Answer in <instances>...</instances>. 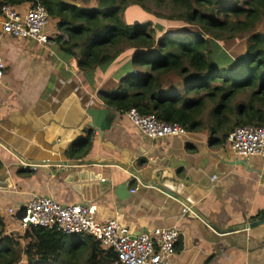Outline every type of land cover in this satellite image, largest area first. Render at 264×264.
<instances>
[{
  "label": "crops",
  "instance_id": "0c3cea01",
  "mask_svg": "<svg viewBox=\"0 0 264 264\" xmlns=\"http://www.w3.org/2000/svg\"><path fill=\"white\" fill-rule=\"evenodd\" d=\"M29 1L16 6L23 11ZM56 22L50 18L46 44L0 29V213L7 232L23 233L22 207L46 196L95 205L96 219L116 218L134 234L175 225L172 264H264V223L236 228L263 218L264 160L239 156L226 140L209 142L206 130L146 138L98 91L112 89L114 75L132 67L129 49L104 71L84 75L55 40ZM93 109H107L101 118L108 128L89 126ZM152 177H163L162 186L180 198L151 184L131 191ZM7 207L18 210L8 215Z\"/></svg>",
  "mask_w": 264,
  "mask_h": 264
},
{
  "label": "trees",
  "instance_id": "16d2710c",
  "mask_svg": "<svg viewBox=\"0 0 264 264\" xmlns=\"http://www.w3.org/2000/svg\"><path fill=\"white\" fill-rule=\"evenodd\" d=\"M26 0H0L20 4ZM57 18L55 40L84 75L129 49L131 64L107 107L153 112L221 143L240 124H264V0H32ZM235 43V45H233ZM93 75V74H92ZM80 146V145H79ZM264 217V210L258 212ZM0 213V264H112L116 255L79 233L30 226L7 232Z\"/></svg>",
  "mask_w": 264,
  "mask_h": 264
},
{
  "label": "built area",
  "instance_id": "2783aa9c",
  "mask_svg": "<svg viewBox=\"0 0 264 264\" xmlns=\"http://www.w3.org/2000/svg\"><path fill=\"white\" fill-rule=\"evenodd\" d=\"M29 7L21 11L15 4L6 3L0 10V29L18 38L33 39L40 44L49 40L47 26L50 16L39 1L30 0ZM4 59L0 49V78L4 70ZM128 119L148 139L184 134L186 128L178 122H166L153 112L140 113L131 107L124 111ZM226 142L239 156H258L264 160V124H240L227 135ZM22 166L36 163L19 160ZM215 174L212 178H216ZM150 184L138 182L131 189ZM187 208L182 207L184 212ZM8 215H15L17 208L7 207ZM30 226L62 231L65 234H86L95 238L99 245L111 249L117 264H172L178 230L175 225L162 226L154 235L150 232L134 234L116 218L96 219L95 205L76 203L64 204L50 197L36 196L22 207L18 217V227L22 230ZM9 232H12L9 231Z\"/></svg>",
  "mask_w": 264,
  "mask_h": 264
},
{
  "label": "water",
  "instance_id": "95a60500",
  "mask_svg": "<svg viewBox=\"0 0 264 264\" xmlns=\"http://www.w3.org/2000/svg\"><path fill=\"white\" fill-rule=\"evenodd\" d=\"M107 109H100V110H89L88 112L90 113L91 115V122H89V126L93 129V128H98L100 129L101 131L108 128V124L105 123V120H102L101 118V114H104L106 113ZM136 173V172H135ZM142 175V174H141ZM159 175V173H156V177ZM143 176H141L142 178ZM155 177H152L148 180L149 184L151 185H154L158 188H160L161 190H163L164 192L172 195L173 197H176V198H180L179 195H177L175 192H173V190L171 189H168V188H165L164 186H162V183L164 182V179L163 177L161 178V180H156L154 179ZM259 223H264V217L263 218H259V219H256V220H253L251 222H248L247 224H242L240 226H237L236 228H241V227H244V226H253L255 224H259Z\"/></svg>",
  "mask_w": 264,
  "mask_h": 264
},
{
  "label": "rangeland",
  "instance_id": "374dc122",
  "mask_svg": "<svg viewBox=\"0 0 264 264\" xmlns=\"http://www.w3.org/2000/svg\"><path fill=\"white\" fill-rule=\"evenodd\" d=\"M94 2H95V0H94ZM233 45H235V43ZM69 236H71V238L74 239L79 244L83 243V239L79 235H69Z\"/></svg>",
  "mask_w": 264,
  "mask_h": 264
}]
</instances>
